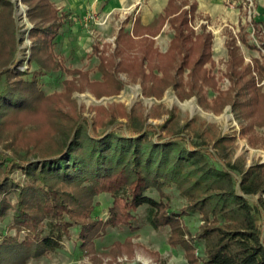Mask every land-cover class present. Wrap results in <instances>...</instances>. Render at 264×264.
Listing matches in <instances>:
<instances>
[{
	"label": "trees",
	"instance_id": "obj_1",
	"mask_svg": "<svg viewBox=\"0 0 264 264\" xmlns=\"http://www.w3.org/2000/svg\"><path fill=\"white\" fill-rule=\"evenodd\" d=\"M23 1L35 23L30 31L34 40L30 60L40 63L41 69L50 68V38L72 22L74 14L59 15L50 0ZM186 3L169 0L159 16L161 26L169 21L175 29L166 51L155 46L154 36L161 26L153 29L136 16L131 30L120 28L113 52L102 51L103 79L90 80L83 71L84 81H68L70 89L90 87L98 98L116 94L124 87L120 73L126 72L131 80L140 79L147 96L161 98L172 86L180 98L198 95L202 105L215 111L231 104L246 132L264 125V90L255 74V70L264 72V64L246 62L235 35L227 41L226 76L231 85L207 100L204 84L216 85L207 66L214 63L213 33L206 24L194 28L195 5L188 8ZM16 5L14 0H0V80L4 79L0 84V214L11 209L12 225L22 234L1 236L0 264H24L31 256L57 248L79 224L78 216L92 210L94 198L103 193L113 196L107 225L136 229L133 222L143 207L145 221L156 228L170 226V241L183 246L193 264H264V229L258 224V215L264 214V162L247 167L239 160L221 161L206 142L188 140L184 130L191 121L180 130L169 126L176 117L173 108L165 110L163 122L154 123L150 118L163 112L155 106L147 113L137 105L128 108L112 101L108 106L94 105L96 115L89 118L72 90L47 94L38 84L37 72L25 78L28 71L17 67L21 60ZM41 110L45 121L27 129L24 117ZM37 130L42 135L32 134ZM26 135L32 141L26 142ZM229 137L219 136L215 145L221 146ZM258 138L251 135L250 139L255 144ZM17 169L24 179L13 176ZM167 187L177 188L186 198L181 211L165 200ZM154 191L159 197L152 195ZM195 212L203 222L189 234L182 215ZM79 234L92 241L95 232L84 224ZM196 250L203 254L196 255Z\"/></svg>",
	"mask_w": 264,
	"mask_h": 264
},
{
	"label": "rangeland",
	"instance_id": "obj_2",
	"mask_svg": "<svg viewBox=\"0 0 264 264\" xmlns=\"http://www.w3.org/2000/svg\"><path fill=\"white\" fill-rule=\"evenodd\" d=\"M14 1L17 4L15 16L20 28V50L18 54L21 61L17 67L22 71H28L23 74L25 78H32L33 74L37 72L38 84L47 94L65 92L70 89L71 84L68 81L72 79L82 80L84 77H80V72L83 71L88 72L90 80H102V72L99 69L102 51L107 54L113 52L120 28L125 26L126 29L131 30L132 21L135 18L134 14L143 13L145 6H148L143 3L112 4L110 0H103V3L97 6H81L75 2L80 0H72L74 1L72 9L67 4L70 0H50L59 10V15L66 11L62 9L67 8V11L72 9L74 20L61 26L59 33L51 36L53 61H48L49 65L52 63L50 68L41 69L40 63L36 60H30L34 41L30 31L35 23L29 18V5L23 0ZM232 5L233 9L239 13L241 20V22L239 20L238 23L234 24V28L227 24L223 25L222 22L225 20L222 21L220 15L224 14L219 11L213 14L214 16L209 15L206 23L200 22L198 17L194 20L191 19L192 24H194L193 22L195 24L200 23L196 29L200 30L199 27L206 24L207 28L212 27L216 31L214 49H212L214 63H207L208 69L215 76L216 85L204 84V93L208 101H212L220 90H226L231 85L230 79L226 76L228 47L225 43L226 39L229 38L230 30L238 33L239 37L243 35L246 38L245 41L242 40V37L238 38L246 62L251 63L252 66L257 65L258 62L264 64V0L225 1L227 8H232ZM160 15L149 25L153 29L161 26ZM256 23H259L260 30L255 29ZM174 33L175 29L170 22L167 21L166 23L165 21L162 33L154 36L155 46L160 51H166ZM47 55L48 52L45 50L42 56L45 58ZM185 72L187 73L188 69H185ZM155 73L161 74L162 72L155 70ZM255 74L264 90V72L255 70ZM120 75L124 80V87L116 94L103 95L98 98L90 87L84 91L70 89L73 91V97L84 106L83 110L89 118L96 115L94 105L108 106L112 101L122 102L128 108L137 105L147 113H150L155 106L156 109L163 112L159 117L150 118L154 123L163 122L168 115L165 110L173 108L176 117L170 121L169 126H175L177 130H180L191 121L187 129L184 130V133L188 135V140L194 143L206 142L209 149L221 161L239 160L247 167L258 161L264 162V125H254L247 132L242 130V118L231 104L224 106L220 111H215L202 105L198 95L180 98L172 86L165 90L161 98L147 96L139 78L131 80L130 75L126 72H121ZM3 83L4 79H1L0 84ZM186 89H189L188 85H186ZM45 116L43 110L25 116L24 122H27L25 127L27 129L35 128V122L45 121ZM247 121L246 123H248ZM243 122L245 121L243 120ZM118 129L123 132V128ZM100 130H104V128L100 127ZM31 132L36 137L42 135V131ZM221 135L230 137L221 146H216L215 140ZM251 135L252 137L259 136L255 144L250 139ZM25 140L26 142L32 141L29 135L25 136ZM217 164L220 165L221 162L217 161ZM235 171L237 175H240L239 171ZM13 176L16 179H24L25 177L19 169L13 172ZM166 192L165 200L169 202L170 207L181 211L187 202L186 198L175 187H167ZM152 195L159 197L157 191L152 192ZM262 195L264 196V193ZM10 198L14 201L13 194L10 195ZM112 202V194L97 195L94 198V208L90 211L86 210L78 216L79 224L71 228L69 238L64 236L57 248L39 256H31L24 264H193L186 249L180 244H174L170 241V226L164 225L156 228L145 221V209L143 207L139 208L138 217L133 222V225L137 226L136 229L129 226L107 225L106 221L110 215ZM182 222L185 230L189 234H193L199 229L203 220L201 214L195 212L182 215ZM84 224L88 230L91 228V231L95 232L92 241L88 239L89 237H79ZM258 224L264 229V214L258 215ZM17 233L19 236L22 234L12 225V210L9 209L6 213L0 214V239L1 236ZM189 234H186L185 237H189ZM201 249L203 250V247ZM202 250H196L194 253L201 256ZM200 264L204 263L200 262Z\"/></svg>",
	"mask_w": 264,
	"mask_h": 264
},
{
	"label": "crops",
	"instance_id": "obj_3",
	"mask_svg": "<svg viewBox=\"0 0 264 264\" xmlns=\"http://www.w3.org/2000/svg\"><path fill=\"white\" fill-rule=\"evenodd\" d=\"M225 1L226 0H187V3H186L185 6L188 7V8H190L192 4L195 5V9H194V11L192 13V20H194L196 17H198L201 20L200 22H202V23L205 22L206 23V21H208V18H209L208 16L209 15L210 16L211 15L214 16L213 14H216L219 11L221 14H224V15H220V13H219V15L222 17V21L225 20L224 22H222L223 25L224 24L225 25L227 24L229 26H232V28H234V24L235 23H238V21L240 20V15H239V13H237L233 9V5L231 6L232 8H227L225 6ZM73 2L74 1H72V0H70V2L69 1L67 2V4L69 5V7L72 8V9H73V5H72ZM75 2L78 5H81V6H86V5H89V6H91V5L92 6H97V5L101 4V3H103V0H80V1H75ZM110 2H112V4H115V3L141 4V3H143L144 5H148V6H145V10H144L143 13L134 14V16L135 17L136 16H139L140 17L141 24H143V25H151L152 24V21L155 20L156 17L159 14H161L162 12L165 11V8H166L169 0H145V1H142V0H110ZM70 4H71V6H70ZM263 9H264V5H263ZM62 10H66L67 11V8L66 9H62ZM140 10H141V8H140ZM146 11H147V13H146ZM200 16H202V17H200ZM128 19H129V17H128ZM240 22H241V20H240ZM166 23H167V21H166ZM193 23H194L193 26H194L195 29L197 28L198 24H200V23L195 24V22H193ZM256 24H257V26H260L259 23H256ZM164 25H165V23L163 24V26ZM131 26H132V24H131ZM163 26L156 33V35H159V34L162 33ZM209 26L211 27L210 24H209ZM199 28H201V26ZM208 29H210L212 31V33H213L212 49H214L213 48V44H214V38H215V32L216 31L212 27L211 28H208ZM255 29H257V28H255ZM260 29L261 28H258L257 30H260ZM196 30H199V29H196ZM232 35H235L237 37V42L240 45V41H238V40L241 37H243V35H241V37H239L238 36V33H235L234 31L230 30L229 31V38ZM228 39H226V41H225L226 46H227ZM240 47H241V45H240ZM166 50H167V48H166ZM241 50H242V48H241Z\"/></svg>",
	"mask_w": 264,
	"mask_h": 264
}]
</instances>
